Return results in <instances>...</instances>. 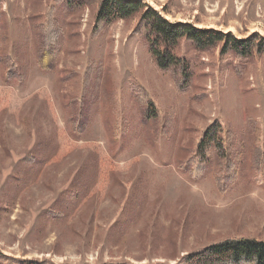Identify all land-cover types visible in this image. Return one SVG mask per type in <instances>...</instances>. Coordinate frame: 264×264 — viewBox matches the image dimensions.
Returning <instances> with one entry per match:
<instances>
[{
	"label": "rangeland",
	"instance_id": "1",
	"mask_svg": "<svg viewBox=\"0 0 264 264\" xmlns=\"http://www.w3.org/2000/svg\"><path fill=\"white\" fill-rule=\"evenodd\" d=\"M143 2L171 22L264 39V0ZM50 7L56 69L44 71L37 49ZM97 9L0 0V58L19 77L0 66V253L44 264H184L229 238L264 241V173L254 161L264 144V54L240 60L182 40V92L134 31L139 16L95 35ZM214 125L233 164L223 189L217 161L194 175L181 166Z\"/></svg>",
	"mask_w": 264,
	"mask_h": 264
},
{
	"label": "trees",
	"instance_id": "2",
	"mask_svg": "<svg viewBox=\"0 0 264 264\" xmlns=\"http://www.w3.org/2000/svg\"><path fill=\"white\" fill-rule=\"evenodd\" d=\"M64 1L67 8L71 11L83 8L92 3L98 4L96 14V26L93 34L97 35L101 28L115 19L129 20L139 16L140 21L134 30L140 37L146 40L152 56L160 69L173 70L172 74L176 77L175 84L180 91H187L189 75L186 74L188 66L184 58L179 57L175 50L182 40L191 42L198 50L211 49L221 45L223 54L231 52L235 59L248 60L254 54H264V39L254 41V38L245 40L233 37L231 33L216 31L210 28L200 29L192 23L181 21L171 22L160 12L156 11L143 0H56ZM4 13L0 14V30L3 22ZM46 20L41 27L40 46L37 49L38 66L44 71L56 69V43L58 40V29H55L54 7H50L46 13ZM256 36V35H254ZM9 57V56H8ZM10 58L3 61L0 58V66L9 70L10 79L19 80L12 67H7L11 63ZM11 70V71H10ZM175 71H178L175 73ZM185 72V75L184 73ZM183 73L184 77L181 76ZM180 77L181 80L180 81ZM180 81V82H179ZM184 83V84H183ZM71 122H80L75 117ZM81 127V125H80ZM220 126L214 125L201 136L196 145V150L192 153L189 160L182 167L191 166L192 175L202 173L213 160L222 166V172L217 176L219 187L223 189V180L227 173L232 170L233 164L229 156L223 160L221 156L222 135ZM226 143L231 145L235 139V134L231 130L227 131ZM221 135V136H220ZM254 155L257 168L263 166L264 173V144L256 145ZM225 154V152H224ZM184 264H264V241L253 238H229L224 242H219L207 248L202 253L183 258ZM0 264H44L36 261H26L10 258L0 253ZM162 264V263H159Z\"/></svg>",
	"mask_w": 264,
	"mask_h": 264
}]
</instances>
